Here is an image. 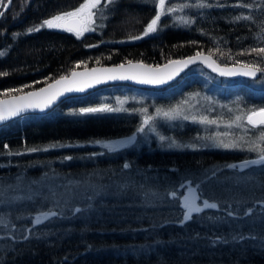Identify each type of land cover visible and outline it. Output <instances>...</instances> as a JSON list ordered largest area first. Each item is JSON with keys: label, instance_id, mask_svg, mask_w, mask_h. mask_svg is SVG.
Returning a JSON list of instances; mask_svg holds the SVG:
<instances>
[{"label": "trees", "instance_id": "1", "mask_svg": "<svg viewBox=\"0 0 264 264\" xmlns=\"http://www.w3.org/2000/svg\"><path fill=\"white\" fill-rule=\"evenodd\" d=\"M7 1L0 0V12ZM83 2L10 0L0 16V73H8L0 76V98L8 89L21 91L7 96L28 92L79 68L125 61L158 66L197 52L220 64L264 69V56L252 51L264 47V0H165L157 31L147 36L159 0H101L95 31L80 37L47 27L27 31ZM173 5L177 11L168 12ZM197 80L245 93L249 105L239 107L241 122L259 137L264 125L254 127L245 117L264 108V72L229 80L201 66L164 89L108 86L0 126V264H264V165L227 167L257 154L181 141L196 124L183 122L180 130L157 115L172 110L167 94L174 89L188 82L201 89ZM104 105L124 110L79 112ZM145 116L152 120L141 133ZM170 131L177 145L167 143ZM132 135L135 143L115 152L94 143ZM190 188L201 206L207 199L219 207L181 223V197ZM64 189L79 195L49 201ZM50 210L58 215L33 223Z\"/></svg>", "mask_w": 264, "mask_h": 264}, {"label": "snow or ice", "instance_id": "2", "mask_svg": "<svg viewBox=\"0 0 264 264\" xmlns=\"http://www.w3.org/2000/svg\"><path fill=\"white\" fill-rule=\"evenodd\" d=\"M10 2V0H9ZM113 0H106V3H112ZM101 5V0H84L83 3L79 5L76 9L72 11H66L57 15H54L50 19L44 20L40 25H36L27 29L29 33L31 32H38L42 28L47 27L49 29H63L70 33H75L77 37L82 36L85 32H92L95 31V28L92 26L95 24L94 17L97 15V12H94L93 9H97L98 6ZM199 7H211V4L201 3L198 5ZM244 7H251L250 4L241 5ZM181 9L186 7V5H181ZM168 12H175L177 11V7L175 5L168 7ZM165 13V0H159V12L157 15L151 19L150 23L147 24L143 31V35L147 36L150 33L157 31V24L161 19V16ZM3 15V12H0V16ZM101 18H103V12L100 11ZM245 19H250L251 17H244ZM237 20L241 19V17H236ZM187 22V21H185ZM141 36L133 37V39H141ZM252 51L257 52L264 56V47L261 48H254ZM3 55V53H0ZM201 57V53L197 52L195 56L189 57L186 60H169L168 64L164 65L163 68L161 67H153L149 65H145L143 63L133 64L131 61H128L129 68L135 69L136 71H132L130 74L126 70L125 72H121L118 75L116 74L119 69H123V65H119L115 69H105L103 70L105 73H110L107 76L108 79H133L138 80L140 83L146 84H163L167 80H171L175 74L179 72V70L186 66L191 62H195V60ZM203 60L205 63H208L209 67H214V70L220 71L221 75L226 76H233V75H244L248 77L255 78L257 72H264V69H261L258 66L254 65H244V68L247 70L237 72L233 69L223 68L220 69L218 65H215V61L211 60V56H204ZM95 72V70H93ZM8 73H0V76H6ZM84 73H77L72 72V79L69 80L68 77L62 76L60 79L56 80L55 84L50 85L48 88H41L39 91L29 92L25 95L13 97L10 100H0V121L7 120L11 117L19 116L21 113L28 111L29 109H40L43 111L44 109L48 108L53 101L63 92H71V91H83L84 87H91L93 80L96 83L101 82L102 77L100 76H93L89 80H78L76 79L78 76H84ZM14 91H21V89H8L6 90L3 95H8ZM122 108H112L111 106L104 105L102 107H89V108H81L79 109L80 113H97V112H113V111H123ZM144 112H147V109H143ZM163 115L166 118L172 119L175 118V115L179 114L178 109H173L168 112H161V110H157V115ZM187 119V117H185ZM152 117L145 116V119L142 122V126L137 129L138 132H144L143 125H149ZM236 120H241L240 116L236 117ZM247 121L250 125L259 126L264 125V109H260L259 111H253L251 114L247 116ZM207 123H215V121H207ZM231 125H229L230 127ZM238 127L240 125H237ZM149 131H155L154 127H150ZM217 135H220L219 133ZM223 135H228V133H223ZM161 140H164L165 137L161 136ZM136 136L133 135L128 137L125 140L120 141H101L96 140L94 143L101 145L103 148L107 149L110 152L116 151L118 148L127 147L135 143ZM259 140L261 144L257 147L249 149L250 151H257L259 153L258 159L253 160H246L241 165L230 164L227 167L230 168H245L250 165H264V130L259 133ZM175 142L173 141V144ZM220 144L225 147H236L235 143L227 144L224 141H220ZM169 146H172L171 144ZM7 147V145H5ZM37 148L28 149L30 152L38 151ZM19 154V153H17ZM67 159H71L68 157ZM125 169L129 168L130 165L125 163L123 165ZM183 186V185H182ZM190 195L183 196V204L182 207L186 209L183 213V218L181 223L188 221L192 218L193 213H201L205 209H217L219 205L217 203H210L209 200L204 199L202 201V206L197 203V200L200 199L198 195L195 194L194 191L189 189ZM172 197H176L177 193L172 191L170 193ZM264 203V201H261ZM75 212H79L80 209L76 208ZM251 212V209L248 210ZM232 213H229L231 215ZM58 215L55 211H48L42 212L40 216L35 218V223L40 224L42 219H47L50 216ZM2 223V221H0Z\"/></svg>", "mask_w": 264, "mask_h": 264}, {"label": "rangeland", "instance_id": "3", "mask_svg": "<svg viewBox=\"0 0 264 264\" xmlns=\"http://www.w3.org/2000/svg\"><path fill=\"white\" fill-rule=\"evenodd\" d=\"M96 10L97 9H93L94 12H96ZM92 26L95 27V24ZM85 33H88V32H85ZM102 66H107V65H102ZM84 68H87V67H84ZM79 69H82V68H79ZM75 70H78V69H75ZM247 80H253V79H247ZM189 83L190 82L186 83L184 86H180L174 89L172 93L170 92L169 94H167L168 99L171 101L170 104H167L168 107H173L171 108L172 110L173 109L179 110V114L175 115V118H172V119L167 118L168 122L170 123V127L171 126L174 127V125H178L179 126L178 129L182 130L183 128L187 126L186 124H183V122H188V121L194 122L197 126V128L195 129V131H193V134L191 136L189 137L183 136L181 138L183 140L181 141L187 140L190 143H198V142L200 143V141H202L200 143V148L202 147L206 148L207 144L209 146L212 145L213 147L220 148V147H223L220 144V141L222 140L224 141V143H227V144L235 143L237 145L235 148H237L238 151H241L240 153H243L246 155L257 154L255 155V157H259V153L257 151L249 150L261 144L259 137L254 139L253 137L257 135L252 134L251 130L248 127H246L244 124H242L241 120L239 121L236 120L237 116L241 117L242 110L239 107H246L247 105H249L248 103L247 104L245 103V98H244L245 93L243 94L236 89L224 90L220 88H212L211 85H209L208 83L204 81H200V80H197L196 84L198 87H201V89H196V88L193 89L192 85L188 86ZM191 88L193 90H191ZM10 96H16V95H10ZM10 96L2 97L0 99L7 98ZM185 117H187V119H185ZM245 118L247 120V117ZM205 120L215 121V123H207V122H204ZM229 125L231 126L229 127ZM237 125H240V126L238 127ZM218 133L220 135H217ZM223 133H228V135H223ZM174 136L175 135L172 133V131H170V133L166 135V137L170 139V140H167V143L168 141L170 142V144H173V141L176 143V138ZM127 138L128 137L119 139V140H114V141L125 140ZM127 147L118 148L116 151L127 148ZM101 148L104 149V151H108L102 146ZM255 157H251V158H255ZM247 159H250V158H247ZM186 190L188 191H186L183 196H188L191 194L189 189H186ZM77 195H79V192L74 193L72 190L64 189L63 192L61 193L52 194L48 199L50 202L55 203V202H58L64 199H72ZM183 196L181 197L182 204H183ZM197 203L200 204L198 200H197ZM183 211L185 212L186 209L183 208ZM40 215L41 214H39L38 216ZM44 220L46 219H42V221ZM33 223H35V219Z\"/></svg>", "mask_w": 264, "mask_h": 264}, {"label": "water", "instance_id": "4", "mask_svg": "<svg viewBox=\"0 0 264 264\" xmlns=\"http://www.w3.org/2000/svg\"><path fill=\"white\" fill-rule=\"evenodd\" d=\"M9 4L10 3L8 1L7 4H6V6L4 7V9L1 12H5L8 9ZM200 53H201V57H198L195 60V62H191V63L187 64L186 66L182 67L179 70V72L173 76V78L171 80H167L163 84H146V83H140V82H138V80H133V79H108L107 78V76L110 75V73H105L103 70H105V69H115L119 65H123L124 68L123 69H119L118 72L116 73L117 75L119 73H121V72H125L126 70L129 72V74L132 71H136L135 69H130L129 68L128 61H125V62L120 63V64H115V65H107V66L96 65V66H92V67H87V68H82V69H78V70H73V71H71V73L68 76H66V77H68L69 80L72 79V72H77V73H84V74H86L84 76H78L76 78L78 80H89L93 76H100V77H102L101 82L96 83L93 80V82L91 84V87H84L83 91L63 92L62 95L58 96L53 101V103L48 108L44 109L43 111H41L40 109H29L28 111L21 113L19 116L11 117V118H9L7 120L0 121V126L4 125L5 123H7V122H9L11 120H14V119H16L18 117H21V116H24V115H27V114H43V113H47L50 110H52L56 105H58V103L60 101H62L65 98H68V97H76V96H83V95L88 94V93H90L92 91H95V90L100 89V88L108 87V86L127 85V86H131V87H135V88H141V89H163V88L169 87L173 83L178 82L179 79L191 67L196 66V65L197 66H201L205 71H207L208 73H210V74H212L214 76H217L219 78L229 79V80H236V79H255L258 76V72H257V75H256L255 78L248 77V76H244V75H240V74L233 75V76L221 75L220 74V71L214 70V67H209L208 66V63H205L204 62L203 57L204 56H211V55L208 54V53H206V52H200ZM195 55H196V53L190 54V55L185 56V57L173 59V60H186L189 57H193ZM211 60L212 61H215V65H218L220 69L229 68V69H233V70L237 71L238 73L241 72V71L247 70V69L244 68V65H242V64H234V65H224V64H220L212 56H211ZM131 62L133 64L143 63V62H140V61H131ZM168 62L169 61H167V62L159 65L158 67L163 68V66L166 65V64H168ZM143 64L149 65V64H146V63H143ZM149 66H152V65H149ZM153 67H157V66H153ZM93 70H95V72H93ZM58 79H60V78H57L54 81L50 82L49 84H47L45 86H42V87H40L38 89H33V90L28 91V92H25V93H22V94H19V95H16V96H10V97L3 98V99H0V100H10L13 97L25 95V94H27L29 92L39 91L41 88H48L50 85L55 84L56 80H58ZM261 109H264V108H261ZM259 110L260 109L255 110V111H259ZM253 159H258V157L250 158V159H245V160H242V161L238 162L237 164L240 165V164H243L244 161H246V160H253Z\"/></svg>", "mask_w": 264, "mask_h": 264}, {"label": "bare ground", "instance_id": "5", "mask_svg": "<svg viewBox=\"0 0 264 264\" xmlns=\"http://www.w3.org/2000/svg\"><path fill=\"white\" fill-rule=\"evenodd\" d=\"M218 63H219V62H218ZM228 65H229V64H228ZM231 65H232V64H231ZM114 86H117V85H114ZM62 102H63V101H62ZM62 102H61V103H62Z\"/></svg>", "mask_w": 264, "mask_h": 264}]
</instances>
